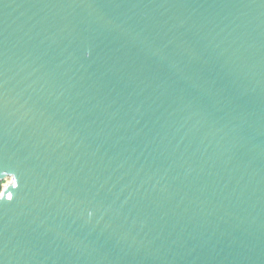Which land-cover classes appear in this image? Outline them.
<instances>
[{"label": "water", "instance_id": "obj_1", "mask_svg": "<svg viewBox=\"0 0 264 264\" xmlns=\"http://www.w3.org/2000/svg\"><path fill=\"white\" fill-rule=\"evenodd\" d=\"M0 180V264H264V0H0Z\"/></svg>", "mask_w": 264, "mask_h": 264}, {"label": "trees", "instance_id": "obj_2", "mask_svg": "<svg viewBox=\"0 0 264 264\" xmlns=\"http://www.w3.org/2000/svg\"><path fill=\"white\" fill-rule=\"evenodd\" d=\"M3 183H4V180H0V191L2 190Z\"/></svg>", "mask_w": 264, "mask_h": 264}, {"label": "rangeland", "instance_id": "obj_3", "mask_svg": "<svg viewBox=\"0 0 264 264\" xmlns=\"http://www.w3.org/2000/svg\"><path fill=\"white\" fill-rule=\"evenodd\" d=\"M10 178H8L7 180L9 181ZM6 180H4V183H5Z\"/></svg>", "mask_w": 264, "mask_h": 264}, {"label": "bare ground", "instance_id": "obj_4", "mask_svg": "<svg viewBox=\"0 0 264 264\" xmlns=\"http://www.w3.org/2000/svg\"><path fill=\"white\" fill-rule=\"evenodd\" d=\"M7 182H5V184H6ZM2 192H0V194H1Z\"/></svg>", "mask_w": 264, "mask_h": 264}]
</instances>
